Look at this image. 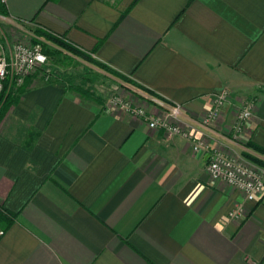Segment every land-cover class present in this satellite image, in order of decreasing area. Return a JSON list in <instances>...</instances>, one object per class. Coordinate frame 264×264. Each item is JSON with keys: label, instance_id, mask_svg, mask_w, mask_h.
<instances>
[{"label": "crops", "instance_id": "0c3cea01", "mask_svg": "<svg viewBox=\"0 0 264 264\" xmlns=\"http://www.w3.org/2000/svg\"><path fill=\"white\" fill-rule=\"evenodd\" d=\"M4 8L0 39L4 26H25L74 44L155 94L125 83L133 107L157 117V99L182 105L191 138H169L53 69L28 77L0 122V264H264V194L231 220L242 195L206 171L215 150L263 168L244 153L264 160L245 146L264 149V0ZM223 92L218 118L201 126ZM245 98L253 117L235 136ZM196 141L208 148L195 151Z\"/></svg>", "mask_w": 264, "mask_h": 264}, {"label": "built area", "instance_id": "2783aa9c", "mask_svg": "<svg viewBox=\"0 0 264 264\" xmlns=\"http://www.w3.org/2000/svg\"><path fill=\"white\" fill-rule=\"evenodd\" d=\"M6 2L7 0H0L1 4H6ZM17 29H20V33L28 36V43L19 41L10 44L5 34L3 39H0V99L6 88L17 91L24 83L25 78L38 70H41L46 79L50 78L49 71L46 69L44 71L45 66L48 64V56L43 52L42 44L35 42L36 36L33 31L25 26H19ZM227 97V92L214 97L211 108L201 121V126L208 127L214 123ZM155 102L163 109L162 115L157 117H152L145 109L133 107L130 103L120 99L113 100L110 106L145 118L151 129H164L169 138L181 136L190 139L189 130L182 127L179 118L183 106L179 104L172 106L160 99L155 100ZM254 107V100L243 103L233 124L235 136L243 132L245 124L253 117ZM207 148L208 146L202 141H196L193 145L195 151ZM206 171L213 181L226 184L242 195L243 202L238 203L228 214L231 220L241 222L247 215L245 203L253 202L264 194V172L254 166L229 158L221 151L215 150L211 154L206 165ZM4 234L5 229L0 226V238Z\"/></svg>", "mask_w": 264, "mask_h": 264}, {"label": "rangeland", "instance_id": "374dc122", "mask_svg": "<svg viewBox=\"0 0 264 264\" xmlns=\"http://www.w3.org/2000/svg\"><path fill=\"white\" fill-rule=\"evenodd\" d=\"M2 29L4 31V34L8 37L10 44H14L15 42H19V41H24L28 43V40H27L28 36H25L24 34L20 33V29H17L9 25L4 26ZM45 45H46L45 46L46 49L52 52L58 51V53L52 54L51 57L47 55L48 64L45 66L44 71L45 69L46 70L53 69L55 72L61 75L64 78V80H69L74 85L80 86L82 89L94 94L95 96H100L103 100L106 101V104L108 107L112 104L111 102L115 99H120L124 102L130 103L127 98L129 94L125 91V87H124L125 83L126 84H129V83L126 82L125 79L123 80L119 77H116L112 75L111 73H108L104 71L103 69H100L84 61L81 58L68 54L65 51H60L54 45H51V44H45ZM41 73H42L41 70H38L37 72L27 76L25 79H27L30 76H35L37 78V76L40 75ZM23 84L17 89V91H12L6 88L5 92L2 95L0 106L3 100H5L4 96H7L8 93L10 92H15L16 94L19 91V89L23 86ZM136 89L134 90V92L133 91L132 92L134 94L137 93L136 95H140L139 94L140 91L139 92L137 91L139 88L137 90ZM250 100H253V99L245 98V101H250ZM171 105L174 106L175 104H171ZM139 108H142V107H139ZM179 118L181 120V114ZM254 167L258 168L256 166ZM258 169L264 172V167L258 168Z\"/></svg>", "mask_w": 264, "mask_h": 264}, {"label": "trees", "instance_id": "16d2710c", "mask_svg": "<svg viewBox=\"0 0 264 264\" xmlns=\"http://www.w3.org/2000/svg\"><path fill=\"white\" fill-rule=\"evenodd\" d=\"M1 4V3H0ZM4 5L5 4H1L0 6V13L2 14H6V11H5V8H4ZM34 35L36 36V39H35V42H39L42 44V47H43V52L48 55L49 57L52 56V54H57L58 51H50L48 49H46V45L45 44H51V45H54L56 46L60 51H65L67 52L68 54L72 55V56H75V57H78V58H81L83 59L84 61L100 68V69H103L104 71L108 72V73H111L112 75L116 76V77H119L121 79H125L126 82H128L129 84H132L134 86H136L137 88L145 91L148 95L152 96V95H155L152 91L150 90H147L146 88L132 82L130 79L126 78L125 76L119 74L118 72L114 71L113 69L109 68L107 65L99 62L98 60H95L94 58H92L89 54H87L85 51L81 50L80 48L76 47L74 44L56 36V35H53L51 33H48L47 31L43 30L42 28H39V27H34L32 29ZM20 93V92H19ZM18 93V94H19ZM18 94L16 96H11V95H14V94H11V93H8L7 96H4L5 97V100H3L1 106H0V122L4 116V113L6 111V108L15 102L16 98L15 97H18ZM4 99V98H3ZM2 100V97L0 99V102ZM245 146L247 147H251L253 148L255 151H258L259 153H261L262 155H264V149L256 146V145H252L251 142H247L245 144ZM244 155L249 158L250 160H252L253 162L257 163L258 165H260L261 167H264V160H261L260 158L254 156V155H251L249 153H244ZM1 207V205H0ZM0 217H4V215L2 214V211L0 210Z\"/></svg>", "mask_w": 264, "mask_h": 264}]
</instances>
